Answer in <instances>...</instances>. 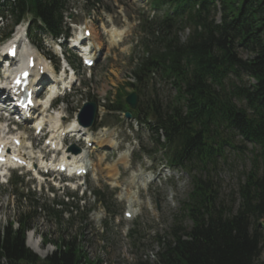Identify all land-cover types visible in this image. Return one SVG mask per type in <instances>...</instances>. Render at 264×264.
Listing matches in <instances>:
<instances>
[{
    "label": "trees",
    "instance_id": "trees-1",
    "mask_svg": "<svg viewBox=\"0 0 264 264\" xmlns=\"http://www.w3.org/2000/svg\"><path fill=\"white\" fill-rule=\"evenodd\" d=\"M67 3L15 0L11 18L15 24L27 17L41 21L58 37ZM153 8L165 13L148 25L160 33L157 47H147L149 56L133 71V87L145 96L136 115L153 120L156 143L173 165L192 175L183 205L192 227H174L169 241H158L162 250L156 264H256L264 246V0H153ZM185 31L182 41L179 34ZM153 75L174 89L168 103L155 91L145 95L144 85ZM237 137L254 149L236 199L224 196L213 176ZM37 211L27 206L6 222L0 231V264H102L85 254L82 235L59 236L55 242L44 236L55 251L41 260L26 246Z\"/></svg>",
    "mask_w": 264,
    "mask_h": 264
},
{
    "label": "rangeland",
    "instance_id": "rangeland-1",
    "mask_svg": "<svg viewBox=\"0 0 264 264\" xmlns=\"http://www.w3.org/2000/svg\"><path fill=\"white\" fill-rule=\"evenodd\" d=\"M148 2L144 0H101L98 10L93 11V14H91L89 12L91 7L90 3L87 4L82 0H71V15L67 19L70 33L75 35L77 31L84 27L88 29L93 27L96 31V38L94 30L91 28V39L89 42H94L96 39L99 41L103 40L104 42L101 60L98 67L92 70L91 80L88 84L89 92L101 104L105 103L107 97L115 100L117 94L119 97L125 99L127 93H129V90L125 88L126 82L128 81L130 73L133 72L134 59H138L141 55L139 44L143 43L144 45L143 39H145V34H141L139 30V23L153 13L152 5H150V1ZM5 25L10 26L11 22H5ZM147 26L148 23L145 27ZM112 28L126 31L123 40L121 39L122 42L117 46L109 45V39L106 36V31ZM111 31H109V34ZM188 33V31H185L179 34L182 41L186 40ZM45 42L48 46H54L51 39H47ZM32 44L30 42L29 45L24 41L22 51L19 52L20 61L24 58L23 54L25 55V49H30L29 52L35 55L40 61H47V58L39 50L34 48ZM150 46L155 49L157 47V40L150 42ZM47 51H49L48 48ZM53 52L56 53L55 50ZM137 52L139 56L136 55ZM239 52L243 58L246 59L249 57L247 53L240 50ZM51 65L54 67V63ZM83 73L85 76H83L82 80L90 75L85 69ZM2 75L6 77V74L2 73ZM152 80L156 89L154 90L152 87H149L148 91L153 94H155V91L163 102L168 103L170 98L175 95V91H172L169 85H165V82L159 76H156ZM84 99V93L82 95L80 93L74 94L69 98L68 102H64L63 105L59 106V112L64 118L63 122L67 123L66 126L69 125L70 121L75 119L74 114L78 115L77 112L81 109ZM49 118V115H44V120L49 121ZM52 120L53 118L50 119V121ZM103 121L109 126L108 130L113 126H117L116 134L113 135V138L118 135V139L116 140L118 147L116 144L115 147L117 148L107 151L105 156L106 162L100 168L99 181L96 182L94 179H89V186L87 187L92 192L98 190L96 186L99 185L100 190L107 196L106 202L109 207L113 212L118 214V220L121 221V224L118 225L114 220L112 221L108 213L104 211L103 207L99 205L98 200L93 195L91 197L85 195L86 200L80 204L84 209L74 211V216L65 213L63 216L65 222L61 225H59V220L53 213L43 211L35 222L34 230L27 234V245H36L38 252H35L40 257H45L50 256L55 251V247L46 244L43 239L44 236H49L55 242L59 236H68L71 238L75 235H82L80 237L83 240V250L91 260L99 259L102 264H156L158 253L162 250V245L158 241L161 240L163 243L169 241L174 227H178L180 230H187L192 227V223L185 216L183 209V204L187 201L188 193L191 191V177L176 167L171 168L167 172L171 176L167 183L161 181L159 185H153L147 192L139 190L140 205H136V211L140 213V217L134 221H123L124 216L122 212H125L128 208L116 199L123 191L121 189L120 192H114L109 187L111 184V179L109 180L108 178L110 176L109 170L111 169L110 171H112L116 167H109V170L105 169H107L108 165H114L117 155H120V153L131 152L128 161L129 169H125L124 166L121 168L122 177L124 178L122 183L125 182L127 184V180L132 171L141 166L147 169L145 162H147V166L161 163L160 156L162 155L154 153L156 147L151 142V135H149L146 128L136 126L135 130H130L131 124L118 123L114 117L110 118L106 117V115L103 117ZM28 128L29 125L19 127V130L23 131H18V133L24 140L33 138L31 133H25L24 130ZM2 137L3 135H0V138ZM104 140L102 139L103 142ZM232 144L229 148H226L225 161L221 160L219 163L220 170L215 172V175L218 174L215 182L220 186V190L224 196L227 197L230 194L231 197L237 199L238 185L245 180L243 174L251 170L252 151L254 147L251 144L243 143L240 137L232 139ZM234 146L237 149H234ZM144 149L150 152L147 155L152 156L151 158L143 155L141 151ZM39 151L40 149L38 148L34 154H37ZM22 152L27 154L29 158V152L25 148L22 149ZM142 156L144 158L141 160ZM99 158L100 155H92V160L96 163H98ZM164 160L167 162L166 159ZM31 180V178H28L26 183H30ZM39 182L36 184V187H39ZM115 185H117V181ZM8 190V186L0 184V228L9 219H16L18 212H21V210L26 209L28 206L25 202H19ZM66 193L63 194L61 191H56V198L58 200L64 199ZM41 194L47 200L49 199L50 202L53 201L52 198L54 196L47 189L42 190ZM40 196L38 195V197ZM77 196L80 199L81 193L79 192ZM157 202L158 208L156 209ZM42 203L51 207L53 206L44 200ZM148 203L151 204L152 208ZM90 208L93 209V213L89 215L88 220L85 217L84 222H82L78 212H84ZM261 223L264 224V220ZM60 226H63V228L60 229ZM256 264H264V246L262 255Z\"/></svg>",
    "mask_w": 264,
    "mask_h": 264
},
{
    "label": "bare ground",
    "instance_id": "bare-ground-1",
    "mask_svg": "<svg viewBox=\"0 0 264 264\" xmlns=\"http://www.w3.org/2000/svg\"><path fill=\"white\" fill-rule=\"evenodd\" d=\"M110 33H111V39H112L113 42L121 41L122 37L124 36V32L119 33V32H116L115 30L111 31ZM79 37H81V34L79 35ZM90 39H91V38H90ZM78 40H79V38H78L77 40H75V44L77 43ZM88 41H89V40H88ZM90 43H91V42H90ZM86 51H87V50H86ZM94 58H96V56H94ZM39 66H41V64H39ZM47 70H48V69H47ZM63 80H64V76L62 75V76H60V78H56V80L54 79L53 82H57V83H58V82H61V81H63ZM51 97H52V95H51V96L49 97V99L45 102L44 106H46V105L49 103ZM44 112H45V111H44ZM42 122H43V120H41L39 123H42ZM51 123H52V126H51V127H53V129H55L56 133H58V132L60 131V129L62 128V127H61V122H60V118H59V116L53 118V120L51 121ZM77 128H78L77 123H75V124L73 125V127H72V132H74V134L77 133ZM1 129H2V126L0 125V130H1ZM3 140H4V137L0 138V143H2ZM115 145H116V143H115V142H114V143L112 142V146L115 147ZM85 154H86V153H85ZM127 156H128V154L121 155V157H120L118 163H119V162L126 163V162H127ZM80 158H83V156L80 157ZM103 159H104V158L101 159V162H103ZM65 163H66V164H69L70 166H72V168L77 167V165H76L75 163H72V164L67 163V162H65ZM96 172H97V170H96ZM131 179H134V180L137 179L135 182H138V181H139V178L136 177V176H133ZM113 180L116 182V181L118 180V177H117V176L113 177ZM134 180H133V181H134ZM133 183H134V182H133ZM131 185H132V184H131ZM125 198H126V199L128 200V202L131 204L130 207H132V205L137 201V200H136V196H135L134 194H132V193H130V194L125 193ZM29 247H30L32 250L38 252V248L36 247V245H31V244H30Z\"/></svg>",
    "mask_w": 264,
    "mask_h": 264
},
{
    "label": "water",
    "instance_id": "water-1",
    "mask_svg": "<svg viewBox=\"0 0 264 264\" xmlns=\"http://www.w3.org/2000/svg\"><path fill=\"white\" fill-rule=\"evenodd\" d=\"M128 102L133 106V108L135 107V104H136V98H135V95H132Z\"/></svg>",
    "mask_w": 264,
    "mask_h": 264
}]
</instances>
